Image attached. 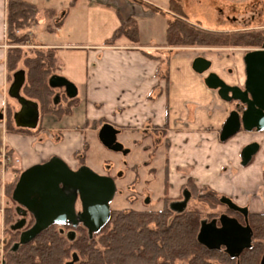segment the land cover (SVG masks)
<instances>
[{"label": "crops", "instance_id": "obj_1", "mask_svg": "<svg viewBox=\"0 0 264 264\" xmlns=\"http://www.w3.org/2000/svg\"><path fill=\"white\" fill-rule=\"evenodd\" d=\"M68 1L65 14L53 6L44 8L38 16L44 27L38 35L29 32L33 44L56 50L58 74L75 84L78 104L71 115L61 119L40 115L37 127L26 133L8 129L5 121L6 108H17L8 96L6 56L10 46L6 41V0H0V241L5 211L13 204L6 187L24 170L55 156L71 168L77 166L75 153L88 144V135L97 138V130L86 122L99 120L113 125L118 137L127 128L140 130L166 122L170 192H178L190 178L196 186L224 194L251 212H264V131H240L221 140V128L233 105L205 85L207 73L192 69L197 56L190 48L169 52L171 48L165 45L169 0ZM43 14L49 18L43 20ZM122 21L141 24L148 39L139 29L138 42L121 36L113 45H105ZM211 65L209 71L226 83H243L244 73L226 72L231 65L228 59ZM232 65L244 70L241 58ZM130 132L139 136L137 141L141 139L138 132ZM252 142L258 144V150L242 165L241 150ZM94 168L100 171V166Z\"/></svg>", "mask_w": 264, "mask_h": 264}, {"label": "trees", "instance_id": "obj_2", "mask_svg": "<svg viewBox=\"0 0 264 264\" xmlns=\"http://www.w3.org/2000/svg\"><path fill=\"white\" fill-rule=\"evenodd\" d=\"M168 12H172L166 22L165 45L173 47H217L242 46L260 47L264 43V33L261 32H234L225 33L205 30L187 22L185 14L178 1L169 0ZM37 9L34 5L22 0H6V41L8 48L6 69L8 81L12 74L19 69L25 72V82L21 88V95L37 103L40 115L52 114L57 119L71 115L72 109L77 106L78 99L66 100L63 104L52 107V97L55 90L49 87L48 78L58 74L59 63L56 50L45 48L34 50L33 56L21 58V50L14 47L26 42L30 24L36 22ZM56 25H59L57 23ZM52 31L51 28H48ZM125 36L133 42H138L136 25L129 21H122L121 25L105 40V45H113L116 39ZM6 125L8 129L30 133L32 130L17 128L12 118V110L6 108ZM104 123L103 120L86 122V125L97 130ZM166 126V124H165ZM138 132L143 141L147 135L142 130L127 128ZM140 140V141H141ZM138 144H142L141 142ZM169 144H165V152ZM87 145L79 155V163L85 164L84 153ZM153 150H157L154 147ZM165 161L163 172L162 208L160 210H111L107 224L93 237L89 238L84 227L77 230L70 226L63 229H73L76 238L70 240L57 225H52L41 232L32 241L19 245L17 232H10L8 240L4 241L5 256L2 264H64L72 251L78 250L88 259L85 264H173L182 260L185 264H228L232 259L228 254L210 250L198 239L201 213L198 209L172 211L168 202V166ZM154 171V170H152ZM18 180V179H17ZM17 180L6 187V194L11 197ZM192 196L198 201L206 202L210 207L218 203L220 194L209 187L201 189L190 179L188 182ZM11 208L6 209L4 219V235L8 232V214ZM249 221L254 231L253 244L244 250L238 257L240 264H259L264 252V214H250ZM32 226L28 224L25 229ZM61 228V227H60ZM11 230V229H10ZM100 250L91 253L83 251ZM234 261V260H233Z\"/></svg>", "mask_w": 264, "mask_h": 264}, {"label": "water", "instance_id": "obj_3", "mask_svg": "<svg viewBox=\"0 0 264 264\" xmlns=\"http://www.w3.org/2000/svg\"><path fill=\"white\" fill-rule=\"evenodd\" d=\"M244 81L239 85L226 83L215 72H209L211 62L203 56H197L192 61V69L199 73H207L205 85L216 90L224 101L236 102L242 106L241 111L231 110L224 122L220 138L227 140L242 128L246 132L264 131V43L261 48L246 51L243 55ZM25 82V72L18 69L12 74L8 88V96L14 99L19 109L13 113V122L17 128L35 129L39 121V109L36 102L21 95ZM52 89L62 90L68 99L77 97L75 84L59 74L48 78ZM117 130L109 123L103 124L98 131L100 143L111 151H121L122 145L116 140ZM258 150L257 143H250L241 150V164L246 165ZM128 150H124L125 154ZM117 187L113 177L94 172L87 165L72 169L59 157L34 165L19 175L13 188L11 199L16 203L15 211L21 216L11 226V230H21L16 249L21 244L32 241L41 232L52 225L78 223L87 229L88 233L101 230L109 221L111 208ZM188 195L185 194L181 207L174 209L181 212ZM232 208L236 206L228 199ZM79 204L80 210H77ZM237 209V208H236ZM31 215L33 224L24 229L26 217ZM220 228L207 235L206 226H202L198 241L208 249H219L223 246L231 257L238 256L244 249L250 247L251 231L241 226L235 219L223 216ZM210 228V229H211ZM66 264H72L68 262ZM260 264H264V254Z\"/></svg>", "mask_w": 264, "mask_h": 264}, {"label": "rangeland", "instance_id": "obj_4", "mask_svg": "<svg viewBox=\"0 0 264 264\" xmlns=\"http://www.w3.org/2000/svg\"><path fill=\"white\" fill-rule=\"evenodd\" d=\"M34 4V7L37 9L36 22L31 23L29 30L31 29L32 33L39 34L40 29L44 27V21L41 22L39 19V13H41L46 7H55L56 11L59 13L62 10V13L65 14L66 8L68 7V0H28ZM66 1V2H65ZM178 1L181 5V8L185 14L187 22L190 25L195 27H200L205 30L217 31V32H225V33H234V32H261L264 33V0H252L257 2V5L253 7L250 6L251 0H238L237 2H232L229 0H174ZM219 9H222L223 12L220 14ZM169 13V14H168ZM166 13V19L173 17L172 12ZM55 14L53 13L52 16ZM43 20L47 17L48 14H43ZM226 16L236 17V22L227 19ZM59 17H57L58 19ZM39 22L37 26L32 27L35 23ZM55 25V24H54ZM51 28V26H47V29ZM137 31L140 29L141 35L144 39H148V35L143 31V27L140 24H136ZM28 30V31H29ZM138 31V41L139 34ZM31 37V33H28L27 41L21 42L14 47L19 48L21 50V58L24 59L26 56H33L34 50H42L45 49L42 46H39L37 43H34V40ZM170 49V53H173L177 50H181L182 48H190L188 51L193 52L194 56H204L210 58V62L213 64L218 63L219 61L223 62L224 59H228L231 62L230 68L232 71H236L237 73L243 76V69L241 66L234 67L233 63L238 61L240 63V58L242 59L244 53L250 49V47H242V46H217V47H173L168 46ZM186 50V49H184ZM235 61V62H234ZM21 69V61H20ZM227 70V67L225 68ZM56 91V90H55ZM53 98V97H52ZM233 105V104H232ZM53 106V105H52ZM18 109V104L16 103L15 109ZM141 130V129H140ZM149 130H151L149 128ZM152 131V130H151ZM125 133V135H120L119 141L123 145L124 148L129 149L130 153L127 156L119 152H113L108 149H105L103 145L97 140L96 134L88 135V144L84 153H79L84 155V160L86 164V156L88 161L86 164L90 169L94 172L101 174L107 173L111 174L116 182L117 190L113 200L110 202L111 210H136V211H144V210H160L162 208V191H163V180L161 177L162 174V166L166 161L167 166H169L168 154L165 155L162 145L158 148L155 153L149 154L148 152H143L142 148L146 146L148 151L152 149V139L153 134H148V139L141 140L137 138L135 134H132L128 130H122L120 134ZM129 133V134H128ZM152 137V138H151ZM134 140V142H133ZM141 140V141H140ZM142 143L141 147H138V143ZM137 143V144H136ZM86 154V156H85ZM75 157L79 159V155L75 154ZM146 162V164H143ZM95 166H100V171H96ZM106 168L105 170H101V167ZM79 164L72 169H77ZM152 170H156L157 173H153ZM138 178V179H137ZM146 179L144 182L143 180ZM170 180V177H168ZM134 184V185H133ZM132 185V186H131ZM130 186V187H128ZM172 187L170 181L168 183V205L171 201H174L181 196H179V192H170V188ZM199 189L198 187L196 188ZM146 199L148 202H146ZM11 211L8 214V224L6 226L8 232L4 235L2 240V249L0 253V261L1 264L3 262V258L5 256L4 251V241L9 238L10 232H17L20 234L21 230L13 231L10 230L11 226L16 223V221L20 220L21 216L17 214L15 211V207L17 206L15 202L12 201ZM197 208L202 211V215L204 216L207 208L204 204L199 203L196 197L190 199L187 210L191 208ZM77 210H80L79 204H77ZM175 214V212L173 213ZM33 224V218L31 215H27L26 217V225ZM60 225H57V230L60 229ZM81 227V226H80ZM24 228V229H25ZM78 228V227H77ZM76 228V230H77ZM71 232L73 229H69ZM75 230V232H77ZM67 229L64 228V235H66ZM19 239V235L17 236ZM70 255L67 257V259ZM173 264H185L182 260H176Z\"/></svg>", "mask_w": 264, "mask_h": 264}, {"label": "flooded vegetation", "instance_id": "obj_5", "mask_svg": "<svg viewBox=\"0 0 264 264\" xmlns=\"http://www.w3.org/2000/svg\"><path fill=\"white\" fill-rule=\"evenodd\" d=\"M229 1H232V2H237L238 0H229ZM257 5V2H254V1H252L251 0V2H250V6H251V8L253 9V7H255ZM219 12H220V14H222V12H223V10L222 9H219ZM226 18L227 19H230L231 21H233V22H236L237 20H236V17L235 16H233L232 18L230 17V16H226ZM262 46V45H261ZM261 46L260 47H252V48H250V49H248L247 51H249V50H254V49H259V48H261ZM212 66V65H211ZM210 66V67H211ZM209 72H211V71H209ZM226 72L228 73V74H230V75H232L234 72L232 71V69L231 68H227V70H226ZM12 81V80H11ZM54 90V89H53ZM56 91H55V93H54V96H53V98H52V104H53V106L52 107H56L57 105H59V104H63V102H64V99H66V100H72V99H68L66 96H65V94H64V92L62 91V90H59V89H55ZM75 99V98H74ZM17 103V102H16ZM233 104V110H238V111H241V109H242V106L240 105V104H238V103H236V102H233L232 103ZM18 109H19V106H18ZM17 109V110H18ZM12 110V109H11ZM16 110V111H17ZM15 111L14 110H12V117H13V113H14ZM39 118H40V111H39ZM39 122V121H38ZM104 123H102L100 126H99V128L97 129V140H99L98 139V131H99V129H100V127L103 125ZM165 124H166V126H165ZM38 125V124H37ZM115 128V127H114ZM149 128L152 130H149ZM25 129H27V128H25ZM116 129V128H115ZM29 130H31V129H29ZM117 130V129H116ZM142 130V132H143V134L144 135H147L148 136V133L150 134V133H152L153 134V139H152V141H153V143H152V149L150 150V151H148V149L146 148V146H144L143 148H142V151L143 152H148L149 154H151V153H155L157 150H158V148L162 145V148H163V151H164V153H165V155L167 156V154H168V150L165 152V144L166 143H168L169 144V138H168V136H167V130H168V126H167V123L166 122H164L161 126H158V125H152V126H147V128H142L141 129ZM240 131H244L242 128L240 129ZM239 131V132H240ZM244 132H246V131H244ZM251 132H255V130H252ZM118 135H119V131L117 130V134H116V140H117V142L118 143H120V141H119V138H118ZM146 138H148V137H146ZM145 138V139H146ZM152 138V137H151ZM144 139V140H145ZM100 142V141H99ZM253 143V142H252ZM121 144V143H120ZM137 144V143H136ZM122 145V144H121ZM143 144H138L137 146L138 147H141ZM104 147V146H103ZM154 147H156L157 148V150H153L154 149ZM105 148V147H104ZM105 149H107V148H105ZM168 149H169V146H168ZM109 150V149H108ZM124 150H128L125 154L123 153V151ZM111 151V150H110ZM113 152H115V151H113ZM117 152H119V153H121V154H123L124 156H127L129 153H130V151H129V149H127V148H124L123 147V145H122V150L121 151H117ZM152 155V154H151ZM79 162V161H78ZM79 164V167L80 166H82V165H86V164H80V163H78ZM143 164H146V162H144ZM164 166H165V162H164V164H163V166H162V174H161V177H162V180H163V172H164ZM153 173H157L156 172V170H154L153 171ZM102 175H108V176H111V177H113L111 174H107V173H104V174H102ZM168 177H169V171H168V175H167ZM114 178V177H113ZM138 179V178H137ZM115 180V179H114ZM189 180H190V178H188L187 180H186V182L184 183V184H182L180 187H179V190H178V192H179V196H181L180 198H178V199H176V200H174V201H171L170 203H169V208L172 210V211H174V212H178L177 210H174V209H177V208H179V207H181V204L180 203H182V202H184V196H185V194H187L188 195V197H187V200L185 201V206H184V208H183V210L182 211H184V210H187V205H188V203H189V201H190V199L192 198V193H191V191H190V189L188 188V182H189ZM144 182L146 181V179H144L143 180ZM168 183H169V180H168ZM134 185V184H133ZM132 186V185H131ZM196 186V185H195ZM117 187V186H116ZM128 187H130V186H128ZM196 187H198L199 189H201V188H203L204 186H196ZM213 190V189H212ZM177 192V193H178ZM220 194V196H219V198H218V203H216V205L214 206V207H210L206 202H203V201H198L199 203H202V204H204L205 206H206V208H207V210H206V212H205V214H204V216L202 215V211H200L199 209H198V211L201 213V218H200V226H199V231H200V229H201V227L202 226H206V227H212V225H213V227H215L214 229H217V228H220V226H221V218L223 217V216H227V217H229V218H233V219H235L241 226H243V227H248L249 229H250V231H251V241H250V246L253 244V241H254V231H253V227H252V225H251V223H250V221H249V216H250V214H255V212H251L250 210H249V208L247 207V206H241V205H239V204H237L235 201H233L230 197H228V196H226V195H224V194H221V193H219ZM230 200L235 206H236V208L234 209V208H232L231 207V204L227 201V200ZM146 202H148V200L146 199ZM172 207L174 208V209H172ZM196 208V207H195ZM191 209H193V208H191ZM191 209H188V210H191ZM197 209V208H196ZM257 214H264V212H261V213H257ZM61 226V228H60V231H62L63 232V227L62 226H70L71 228H73V229H76L77 227H79V226H82V227H84L83 225H82V223H78V225L77 226H72V225H69V224H65V225H60ZM85 228V227H84ZM207 228V231H206V233H207V235H210V236H212V235H214V231H212L213 229L211 228ZM86 229V228H85ZM199 231H198V233H199ZM86 233H87V236L89 237V238H91V237H93V235L95 234V233H93L92 235H90L89 233H88V231H87V229H86ZM66 236L70 239V240H73V239H75L76 238V232L75 231H70V230H68L67 232H66ZM249 248V247H248ZM247 248V249H248ZM211 250V249H210ZM213 250H217V251H222V252H224V253H226V254H228L227 252H226V250H225V248L223 247V246H221L219 249H213ZM244 250H246V249H244ZM243 250V251H244ZM94 251H100V250H87V251H83V252H86L87 254L88 253H91V252H94ZM242 251V252H243ZM241 252V253H242ZM240 253V254H241ZM239 254V255H240ZM263 254H264V252H263ZM263 254H262V256H263ZM239 255L238 256H236V257H231L229 254H228V256L232 259V261H230L228 264H240L239 263V259H238V257H239ZM262 256H261V258H262ZM261 258H260V260H259V264H260V261H261ZM234 260V261H233ZM88 261V259L86 258V257H84V255H83V253L82 252H80V251H78V250H75V251H72L71 253H70V257L68 258V259H66L65 260V262H64V264H66V263H68V262H71L72 264H85L86 262Z\"/></svg>", "mask_w": 264, "mask_h": 264}, {"label": "built area", "instance_id": "obj_6", "mask_svg": "<svg viewBox=\"0 0 264 264\" xmlns=\"http://www.w3.org/2000/svg\"><path fill=\"white\" fill-rule=\"evenodd\" d=\"M1 249H2V241H0V253H1Z\"/></svg>", "mask_w": 264, "mask_h": 264}]
</instances>
